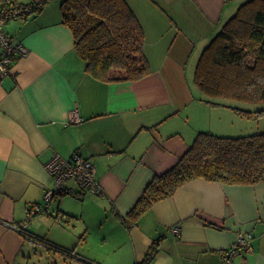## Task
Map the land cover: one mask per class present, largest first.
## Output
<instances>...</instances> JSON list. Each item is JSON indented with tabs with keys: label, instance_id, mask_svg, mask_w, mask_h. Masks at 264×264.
Instances as JSON below:
<instances>
[{
	"label": "crops",
	"instance_id": "1",
	"mask_svg": "<svg viewBox=\"0 0 264 264\" xmlns=\"http://www.w3.org/2000/svg\"><path fill=\"white\" fill-rule=\"evenodd\" d=\"M14 1L44 5L5 25L29 52L0 78V264H41L38 250L57 251L52 245L75 251L73 257L57 252L63 264H221V253L245 233L253 234V249L235 263L264 264V179L197 178L137 222L129 217L149 182L177 164L200 131L218 133L206 130L211 105L193 101L180 75L248 0H127L145 33L151 73L113 82L86 71L62 23L63 0ZM212 106L231 110L218 101ZM74 115L82 121L74 122ZM77 151L95 164L105 194L84 191L71 179L66 186L72 191L57 195L49 214L32 218L35 239L11 228L54 187L47 162ZM93 229L100 236L90 241ZM47 256L49 264H60Z\"/></svg>",
	"mask_w": 264,
	"mask_h": 264
},
{
	"label": "trees",
	"instance_id": "2",
	"mask_svg": "<svg viewBox=\"0 0 264 264\" xmlns=\"http://www.w3.org/2000/svg\"><path fill=\"white\" fill-rule=\"evenodd\" d=\"M19 5H34L38 11L44 3ZM61 12L62 23L71 29L75 51L85 60L90 75L113 82L138 80L151 73L144 52L145 33L127 0H63ZM194 79L209 97L264 103V0H248L239 7L203 50ZM234 110L247 118L264 115V109ZM197 178L228 184L263 180L264 130L241 136L200 131L177 164L149 182L130 210V219L137 222L154 203ZM24 236L36 238L30 232ZM159 241L153 244L148 259ZM52 247L74 256L73 249Z\"/></svg>",
	"mask_w": 264,
	"mask_h": 264
},
{
	"label": "built area",
	"instance_id": "3",
	"mask_svg": "<svg viewBox=\"0 0 264 264\" xmlns=\"http://www.w3.org/2000/svg\"><path fill=\"white\" fill-rule=\"evenodd\" d=\"M34 5L21 6L13 0H5L0 7V45L2 53L0 55V78L11 73L14 60L24 57L29 49L23 43H15L5 30V25L14 19L27 17L35 12ZM74 122L82 121L78 115H74ZM46 168L54 182V187L47 189L43 201L36 203L27 210L26 218L23 221L9 224L11 228L27 235L31 220L38 214H49V208L53 199L57 195L70 193L72 190L66 186L67 181L75 180L80 188L95 195H104V188L97 177L95 164L85 158L80 152L73 153L69 158L60 154H55L46 164ZM67 218L66 215L62 219ZM175 235L180 234L179 224L173 226ZM254 236L252 233L239 234L236 240L221 253V264H236L235 259L241 254L250 252Z\"/></svg>",
	"mask_w": 264,
	"mask_h": 264
},
{
	"label": "rangeland",
	"instance_id": "4",
	"mask_svg": "<svg viewBox=\"0 0 264 264\" xmlns=\"http://www.w3.org/2000/svg\"><path fill=\"white\" fill-rule=\"evenodd\" d=\"M198 60H199L198 58L190 59L189 63H187L186 65L185 72L181 73L180 77L182 76L181 80L182 81L185 80V84L189 86V91L187 90L188 91L187 94L191 96L193 101H201V99H203L207 103H209V105H211V106H208V110H207L208 111L207 112L208 121H207L206 130H212L214 128L218 132L216 134H219L222 136H241V135H246L251 132L264 130V115L261 117H253V118H247V117L238 118V117L233 116L234 114H236L234 110L235 107L256 111V110L264 109V103L263 104H253V103L241 102V101H237V100L225 98V97H209L200 90V88L198 87L194 79L195 69H196ZM217 101L226 104L224 109H231L233 111L224 110L223 112L221 106L213 107L212 105L215 104V102ZM50 232L55 233V230H51ZM97 235H98V231L96 229H93L91 233L89 234L90 241H95L96 238L98 239L100 235L98 236ZM41 251L43 253L40 252L39 250L37 253L38 255L37 259L40 260L41 264H43L44 262L46 264H49L47 260H48V257L50 256H47V254H50V253L52 254L51 259H54L53 256L55 255L57 256L55 259L58 261L60 259V264H63L62 262L63 259L59 258L60 256L57 254L58 251H52L50 253L47 251L46 254L44 250H41ZM70 262L71 264H77V263L82 264L81 262H77V260L75 262L74 261L73 262L70 261Z\"/></svg>",
	"mask_w": 264,
	"mask_h": 264
}]
</instances>
